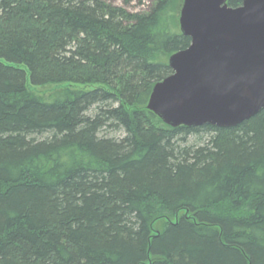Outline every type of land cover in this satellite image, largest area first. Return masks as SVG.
I'll use <instances>...</instances> for the list:
<instances>
[{"label": "trees", "instance_id": "1", "mask_svg": "<svg viewBox=\"0 0 264 264\" xmlns=\"http://www.w3.org/2000/svg\"><path fill=\"white\" fill-rule=\"evenodd\" d=\"M181 4L0 0V264H264V108H147L191 43Z\"/></svg>", "mask_w": 264, "mask_h": 264}, {"label": "water", "instance_id": "2", "mask_svg": "<svg viewBox=\"0 0 264 264\" xmlns=\"http://www.w3.org/2000/svg\"><path fill=\"white\" fill-rule=\"evenodd\" d=\"M172 73L158 81L147 108L165 123L236 126L264 108V0H183Z\"/></svg>", "mask_w": 264, "mask_h": 264}, {"label": "rangeland", "instance_id": "3", "mask_svg": "<svg viewBox=\"0 0 264 264\" xmlns=\"http://www.w3.org/2000/svg\"><path fill=\"white\" fill-rule=\"evenodd\" d=\"M108 2H111L118 6H123L126 9H128L131 12H143L147 11L151 8V6L154 4L155 0H106ZM183 1V0H182ZM180 8L178 9L177 15H178V22H179V13ZM60 87V85L52 84L47 86H32L29 85V88L31 91L37 94H48L52 90ZM114 134H120V132H115Z\"/></svg>", "mask_w": 264, "mask_h": 264}, {"label": "bare ground", "instance_id": "4", "mask_svg": "<svg viewBox=\"0 0 264 264\" xmlns=\"http://www.w3.org/2000/svg\"><path fill=\"white\" fill-rule=\"evenodd\" d=\"M261 110H262V109H261ZM261 110H260V111H261Z\"/></svg>", "mask_w": 264, "mask_h": 264}]
</instances>
